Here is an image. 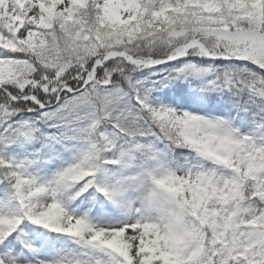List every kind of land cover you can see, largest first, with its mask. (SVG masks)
Instances as JSON below:
<instances>
[{
  "label": "snow or ice",
  "instance_id": "6c2138e0",
  "mask_svg": "<svg viewBox=\"0 0 264 264\" xmlns=\"http://www.w3.org/2000/svg\"><path fill=\"white\" fill-rule=\"evenodd\" d=\"M0 264H264V0H0Z\"/></svg>",
  "mask_w": 264,
  "mask_h": 264
}]
</instances>
